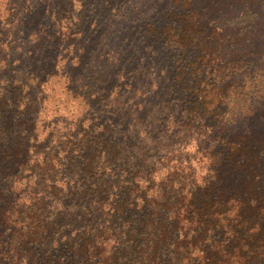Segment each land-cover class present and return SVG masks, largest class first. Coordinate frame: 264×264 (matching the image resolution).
I'll return each mask as SVG.
<instances>
[{
  "label": "trees",
  "instance_id": "1",
  "mask_svg": "<svg viewBox=\"0 0 264 264\" xmlns=\"http://www.w3.org/2000/svg\"><path fill=\"white\" fill-rule=\"evenodd\" d=\"M172 2L179 123L157 157L149 122H49L46 60L0 65V264H264V0Z\"/></svg>",
  "mask_w": 264,
  "mask_h": 264
},
{
  "label": "rangeland",
  "instance_id": "2",
  "mask_svg": "<svg viewBox=\"0 0 264 264\" xmlns=\"http://www.w3.org/2000/svg\"><path fill=\"white\" fill-rule=\"evenodd\" d=\"M174 14L172 0H0V16L9 23L0 31L1 73L21 75L46 60L47 72L58 74L59 116L47 112L49 122L68 123L71 112L81 122L132 131L149 122L153 130L138 139L145 137L157 157L167 152L157 138L173 131L171 121L164 125L169 116L179 123L173 99L179 95L169 94L177 53L163 33L174 25ZM64 89L76 97L68 99Z\"/></svg>",
  "mask_w": 264,
  "mask_h": 264
}]
</instances>
